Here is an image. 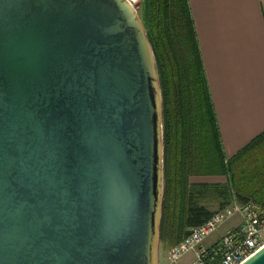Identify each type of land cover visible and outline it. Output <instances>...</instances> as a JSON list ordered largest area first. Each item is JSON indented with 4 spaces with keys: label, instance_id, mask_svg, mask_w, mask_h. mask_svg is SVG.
<instances>
[{
    "label": "water",
    "instance_id": "water-1",
    "mask_svg": "<svg viewBox=\"0 0 264 264\" xmlns=\"http://www.w3.org/2000/svg\"><path fill=\"white\" fill-rule=\"evenodd\" d=\"M142 24L132 0H0V264H158L162 97Z\"/></svg>",
    "mask_w": 264,
    "mask_h": 264
},
{
    "label": "trees",
    "instance_id": "trees-1",
    "mask_svg": "<svg viewBox=\"0 0 264 264\" xmlns=\"http://www.w3.org/2000/svg\"><path fill=\"white\" fill-rule=\"evenodd\" d=\"M143 12L162 97L160 231L172 226L168 237L175 244L213 213L202 197L219 200L218 209L233 199L264 205V131L226 158L188 0H144ZM193 176H224L226 184L193 186Z\"/></svg>",
    "mask_w": 264,
    "mask_h": 264
},
{
    "label": "crops",
    "instance_id": "crops-1",
    "mask_svg": "<svg viewBox=\"0 0 264 264\" xmlns=\"http://www.w3.org/2000/svg\"><path fill=\"white\" fill-rule=\"evenodd\" d=\"M188 3L223 153L230 158L264 131V0Z\"/></svg>",
    "mask_w": 264,
    "mask_h": 264
},
{
    "label": "built area",
    "instance_id": "built-area-1",
    "mask_svg": "<svg viewBox=\"0 0 264 264\" xmlns=\"http://www.w3.org/2000/svg\"><path fill=\"white\" fill-rule=\"evenodd\" d=\"M234 220L229 228L206 243L207 237L226 222ZM264 245V205L252 200L238 202L215 210L201 224L188 227V234L167 250L168 264H177L191 252L186 264H241Z\"/></svg>",
    "mask_w": 264,
    "mask_h": 264
},
{
    "label": "rangeland",
    "instance_id": "rangeland-1",
    "mask_svg": "<svg viewBox=\"0 0 264 264\" xmlns=\"http://www.w3.org/2000/svg\"><path fill=\"white\" fill-rule=\"evenodd\" d=\"M134 6L137 9V13L139 15V18L143 22L144 20V0H132ZM190 183L193 186H203V185H208V186H214L215 185H221L225 183V178H210V177H202V176H193L190 178ZM201 204H204L209 210L215 212V210L218 209V203L219 200H211L207 201L205 197H202L200 200ZM236 221V219H232L225 224H223L216 232H214L212 235L206 238L205 242L208 243L211 240H213L216 236L222 234L227 228H229L232 224L233 221ZM170 229V230H169ZM169 229L166 228L164 234L161 233L160 231V236L159 242H158V264H168V260L166 257L167 250H169L172 246L178 244V243H173L171 239L168 237L169 233L171 232L172 226L169 227ZM169 230V231H168ZM188 230V228H187ZM163 235V236H162ZM192 254L191 252H187L182 256L183 261H188L189 259L191 260Z\"/></svg>",
    "mask_w": 264,
    "mask_h": 264
}]
</instances>
